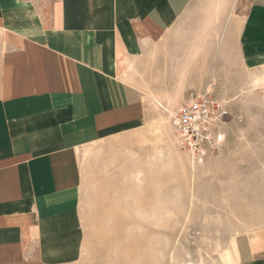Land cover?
<instances>
[{"label":"crops","instance_id":"0c3cea01","mask_svg":"<svg viewBox=\"0 0 264 264\" xmlns=\"http://www.w3.org/2000/svg\"><path fill=\"white\" fill-rule=\"evenodd\" d=\"M0 37V264H85L93 164L153 106L264 97V0H0ZM230 244L264 264V206Z\"/></svg>","mask_w":264,"mask_h":264},{"label":"rangeland","instance_id":"374dc122","mask_svg":"<svg viewBox=\"0 0 264 264\" xmlns=\"http://www.w3.org/2000/svg\"><path fill=\"white\" fill-rule=\"evenodd\" d=\"M245 95L228 100L225 141L203 162L177 147L156 105L143 127L98 153L90 183L99 225L85 264H236L231 238L264 206V97Z\"/></svg>","mask_w":264,"mask_h":264},{"label":"built area","instance_id":"2783aa9c","mask_svg":"<svg viewBox=\"0 0 264 264\" xmlns=\"http://www.w3.org/2000/svg\"><path fill=\"white\" fill-rule=\"evenodd\" d=\"M168 113L178 145L194 162H203L209 150H217L224 143L220 127L229 112L211 88L191 91Z\"/></svg>","mask_w":264,"mask_h":264}]
</instances>
